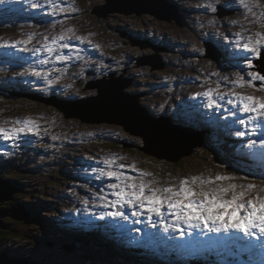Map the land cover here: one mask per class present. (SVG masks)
Masks as SVG:
<instances>
[{
	"label": "rangeland",
	"instance_id": "1",
	"mask_svg": "<svg viewBox=\"0 0 264 264\" xmlns=\"http://www.w3.org/2000/svg\"><path fill=\"white\" fill-rule=\"evenodd\" d=\"M120 2L123 11H111L106 16H100L98 12L104 13L111 8L105 7L107 0H62L60 6L66 11L54 10L43 0L37 8L31 7L29 0L0 2V125L20 127L14 122L32 120L37 126L14 139L5 140L0 136V176L12 182L19 181L22 186L13 193L14 200H0V208L7 205L0 209L3 226L0 227V249L11 258L29 260L28 264H57V261L64 264H241L242 258L246 259L242 253L252 248L240 233L231 234L239 239L216 234L213 241L212 237L204 236L206 230L192 229L189 233L187 227L181 225L187 239L178 240L177 245L174 236L169 239V246L164 242L167 241L165 234L173 236L170 234L173 230L165 232L160 219L155 222L154 214L150 223L146 209L144 214L133 216V211H140L138 206L136 209L124 206L121 210L127 219L118 216L109 219L107 215L101 219V215L93 211L97 207L107 212L117 210L111 206L103 207V201L99 199L100 195L109 201L115 199L108 185L116 181L101 176L96 171L98 168L82 159L99 161L104 168L105 158L122 157L116 160L117 165H135L136 168L133 171L126 167L123 171L132 176H138L140 172L151 173L143 179L146 182L154 180L153 187L178 188L182 179L193 176L204 179H214L217 175L234 177L216 181L205 190L229 184H254L256 188L249 191L244 201L264 197V149L259 146L248 148L252 139L258 142L264 139V117L250 122L247 128L239 124V120L248 121L254 114L240 113L233 95L264 99V80L256 78L257 74L264 76V0H246L247 7L240 0H166L165 4L161 3L168 10H161V17L153 11L155 4L150 0ZM213 7L215 11H212ZM131 9L141 15L124 12ZM256 33L262 36L257 37ZM61 34L68 38L56 45L54 54H49L44 45ZM249 36L254 41L262 40L256 45L259 55L245 54L240 51L242 47L237 46L238 42H246ZM29 37H32L30 42L17 43L28 41ZM64 43L69 47L61 48ZM60 53L69 59L56 60L55 56ZM186 63H195L197 67L184 65ZM32 70L40 71L42 75L37 77ZM239 77H243L239 81L243 86L237 84ZM117 79L123 92L139 105L135 107V113L140 119L143 122L158 121L161 126L180 130L187 141L185 153L189 152V155L183 156L181 149L176 148L170 156L172 159L157 157L143 149L146 145L143 136L128 131L122 123L87 122L70 113L92 105L101 86ZM203 87L207 92L213 90L212 99L216 100L215 105L221 106L215 113V108L208 106L209 97L205 96L207 102L203 109L208 107L209 111L206 123H201L198 116L194 118L198 115L197 109L201 108L197 100H192L196 108L181 102L187 94H203ZM216 95L224 98L216 99ZM190 96L199 97L197 94ZM54 99H58V103ZM228 100L234 102L232 106ZM178 108L188 111L187 115L179 113ZM225 108L227 113H224ZM175 110L182 116L172 112ZM219 111L221 115L217 114ZM228 116V123L215 125L218 119V123L228 120ZM248 127H251L249 132ZM238 130L246 131V135L250 133L247 139L236 136L234 133ZM260 159V164L255 162ZM64 169L75 177H68ZM97 179H106V182L102 185L96 182ZM194 187L199 191L198 185ZM242 190L236 189L237 192ZM64 192L70 193V200H66ZM225 199H231V194ZM31 203L38 207L40 203L44 204L45 212L41 214L45 218H35L34 210L28 207ZM7 208L11 210L3 215ZM11 213L21 218L11 217ZM64 214H68L66 220L79 232L66 230L62 221ZM70 217L74 221H69ZM97 221L102 222L99 231L103 236L98 235L93 241L103 250L105 260L94 257V252L87 246L92 241L77 245L71 240L88 237L92 228L98 227ZM115 221L124 229H140L124 241L119 238L120 231L110 226L115 225ZM165 222L173 223L170 217ZM158 225H162L163 231ZM5 231L7 234L3 233ZM161 238H164L161 246L154 243ZM228 240H234L235 245ZM255 242L253 237L251 244L256 248ZM203 247L207 251L205 254ZM221 247L224 254L220 253ZM191 250L195 251V257L190 258ZM182 252L189 254V259L183 257ZM257 253L254 252L256 260L248 258L251 261L243 260L242 264H264L257 262L259 259L264 261V256L260 258ZM107 258H114L118 263Z\"/></svg>",
	"mask_w": 264,
	"mask_h": 264
},
{
	"label": "snow or ice",
	"instance_id": "2",
	"mask_svg": "<svg viewBox=\"0 0 264 264\" xmlns=\"http://www.w3.org/2000/svg\"><path fill=\"white\" fill-rule=\"evenodd\" d=\"M2 2V0H0ZM31 7H40V0H29ZM44 4L52 7L54 10L66 11L61 7L62 0H43ZM241 4H246V0H240ZM251 10V9H249ZM215 11V8H212ZM69 31H72L71 29ZM257 37H261V33H256ZM68 37L66 34H61L58 37H54L51 43H46L44 49L49 54L56 52V45L60 41H65ZM32 37H29L28 41H21L17 43H28ZM45 41L48 37H44ZM83 40V37H78ZM262 43L261 39L255 41L251 36L247 38V41L240 44L238 47H242L247 52L256 53V45ZM15 46V45H12ZM61 48H68L67 43L61 44ZM39 52L41 49H35ZM247 57H245L246 59ZM56 60H67L68 56L60 53L55 56ZM47 61H44L46 63ZM249 63H251L249 61ZM32 74L40 77L42 73L40 71L32 70ZM256 78L264 80V76L256 75ZM243 77H239L237 84ZM51 81H49L50 83ZM200 95V93H197ZM203 95L209 97V107L216 104V100L212 99L213 90L209 89L208 92ZM236 96V105L240 111L244 113L254 114L249 116V120H239L238 123L244 125L247 128L250 122L255 123L258 118L264 117V99H257L253 96H244L241 94L233 93ZM223 99V96L219 97ZM229 104H233L232 100H228ZM235 115V113H233ZM15 124H20V127L7 128L4 125H0V136L5 140H10L18 137L20 133L27 131H33L37 127L32 120L15 121ZM255 132V128H253ZM236 136L244 137L246 131H236ZM259 146L264 149V139L259 142L252 139L248 148L253 149ZM117 159H123L122 157H109L105 158L103 164L104 168H99L96 171L101 176H107L114 179L116 182L110 183L108 187L112 189V195L115 196L114 200L109 201L106 196L100 195L99 199L103 201V207L109 206L116 208V211L107 212L101 215V219L104 215L113 217H123L127 219L125 213L121 210L124 206H131L136 209L137 206L140 211H133V216H139L144 214L146 209L148 213V221L153 222L152 214H155L160 218V222L164 225V231L168 232L170 229L177 231L179 235H185V229L181 225H186L187 230L190 233L192 229L206 230L208 233H225L229 235V238L237 239L238 237L232 236V233H242L244 237L256 238V240L264 242V197L256 196L254 199L244 201V197L250 190L255 189L256 185H236L229 184L227 187L217 186L215 188H207L206 186L215 184L216 181L232 180L234 177L217 175L214 179H204L201 177L193 176L184 178L179 182V187L170 186L153 187L155 183L152 181H145L143 177L150 176L151 173L140 172L138 176H132L123 171L126 167L136 170L135 165L116 164ZM199 186V191L195 190L194 186ZM244 189L237 192V188ZM264 190V189H262ZM231 194V199H225L227 194ZM99 195V194H98ZM202 197V198H201ZM84 203L87 205L88 200L85 199ZM167 208V214L163 211ZM168 215L174 217L173 223L169 224L165 221ZM155 226V225H153ZM264 247V243H262Z\"/></svg>",
	"mask_w": 264,
	"mask_h": 264
},
{
	"label": "water",
	"instance_id": "3",
	"mask_svg": "<svg viewBox=\"0 0 264 264\" xmlns=\"http://www.w3.org/2000/svg\"><path fill=\"white\" fill-rule=\"evenodd\" d=\"M121 0H107V4L105 7L109 9L108 11L102 13L98 12V15H107L111 11L122 12L123 10L119 7ZM140 1V0H138ZM154 2V10L155 14L159 17L161 15L159 12L162 10H168L166 6L161 2H166V0H150ZM131 2V0H129ZM115 3L117 6H115ZM145 3V2H144ZM142 3V5H145ZM149 8V7H148ZM125 13L136 12L141 15L137 10H129L124 11ZM142 12V11H141ZM172 18V16L170 17ZM102 89L100 94L97 95L93 102V104L85 105L81 111L70 113L73 116L80 117L83 120H87V122H117L122 123L125 128L135 134H140L144 137L146 145L144 146V150L152 155H156L160 158L172 159L170 156L172 152L175 151L176 148L181 149L184 155H189V152L185 153L187 149V141L182 136V132L180 130H176L172 127L161 126V124L155 121H147L143 122L140 119V115L135 113V107L139 106L134 103V98L130 95L123 92V86L119 79L115 82H108L105 85L101 86ZM106 87V88H105ZM92 99H88V101ZM68 110V109H67ZM67 114L70 116L69 112ZM140 114V112H139ZM187 138V134H184ZM189 139V138H188ZM194 147V146H193ZM192 147V149H193ZM18 190V187L15 185L12 180L3 178L0 176V200L1 201H10L12 199V195ZM8 198V199H7ZM6 199V200H5ZM18 208H14V211H17ZM4 209V208H0ZM11 208H7L2 213L6 215L9 213ZM1 212V211H0ZM11 217L20 219L17 214H12ZM2 223H0V227ZM6 251L0 249V264H28L29 260L26 259H17L11 258L5 254Z\"/></svg>",
	"mask_w": 264,
	"mask_h": 264
},
{
	"label": "bare ground",
	"instance_id": "4",
	"mask_svg": "<svg viewBox=\"0 0 264 264\" xmlns=\"http://www.w3.org/2000/svg\"><path fill=\"white\" fill-rule=\"evenodd\" d=\"M19 3V2H18ZM25 3V2H24ZM222 4H224V3H222ZM11 6V5H10ZM21 6V5H20ZM22 6H24V5H22ZM45 6V5H44ZM4 7V6H3ZM6 8V7H5ZM235 9H238V7L236 6L235 7ZM13 12V11H12ZM20 14V13H19ZM18 16V15H17ZM192 17V16H191ZM186 21V20H185ZM189 21H190V19H189ZM195 21V18H193V21L192 22H194ZM191 22V23H192ZM188 26H189V28H190V24H188ZM218 39V38H217ZM219 40V39H218ZM221 40V39H220ZM223 41V40H222ZM232 44H234L235 42L233 41V40H231L230 41ZM227 46V45H226ZM231 46V45H230ZM238 49V48H237ZM221 50V49H220ZM240 51H242L243 53H245V54H250V52H247L246 50H243V48L240 50ZM167 53V52H166ZM221 53H222V50H221ZM235 53H240L239 51H235ZM198 59V58H197ZM200 62H201V60H200ZM233 63V62H232ZM240 63V62H239ZM237 64V63H236ZM168 65V64H167ZM184 65H194V67H197V66H195L196 64L195 63H192V64H184ZM201 65V64H200ZM205 67V66H204ZM203 67V68H204ZM205 70H206V68H205ZM197 77V76H196ZM204 79V81L203 82H205L206 81V79L205 78H203ZM197 80V79H196ZM202 80V79H201ZM197 82L198 83H200V84H202L201 83V81H198L197 80ZM66 86V85H65ZM66 88V87H65ZM68 88H69V86H68ZM207 92V89L205 88V87H203V89H202V92L201 93H206ZM188 93H190V92H188ZM196 94H197V92H195ZM187 94V95H185V100H182L181 99V102L183 103V101L184 102H186V103H189L190 105H192L194 108H196L197 106H196V104H194V103H192V100L193 99H195V100H197V102L199 103L198 105L201 107V108H199V109H197L198 111L196 112V113H198V115L196 114V117H194L195 119L197 118V116H198V119L201 121V123H206V122H208L207 120V115H206V113L207 112H209L208 111V107H207V110H204L203 108V104H204V102L206 103L207 102V100H205L206 99V97H205V95H203V94H200L199 95V97L197 98V97H194V96H190V95H196V94ZM215 97H217L216 99H218V97H220V95H216ZM230 97H232V96H230ZM235 97V96H234ZM176 98V97H175ZM199 98H201L203 101H200L199 102ZM179 101V100H178ZM223 103H225V102H227V101H225V100H221ZM196 102V101H195ZM196 102V103H197ZM158 106V105H157ZM207 106V105H206ZM229 106H232V104L231 105H229ZM149 107V106H148ZM170 107V106H169ZM179 107V106H178ZM181 107V106H180ZM213 107L215 108V113L218 111L217 109H219L221 106H218V105H213ZM187 108V107H186ZM190 109V108H189ZM178 110H179V113H183L184 115H187L186 113L188 112H186L185 111V109H180V108H178ZM191 110V109H190ZM193 110V109H192ZM217 110V111H216ZM158 111V110H157ZM227 108H225L224 109V113H227ZM173 113H175L176 115L177 114H179L176 110L175 111H172ZM240 113H243L242 111H240ZM217 114H220L221 115V112L219 111ZM246 114V113H245ZM214 115V114H213ZM179 116H182V115H180L179 114ZM178 116V117H179ZM177 117V116H176ZM229 117L230 116H228V120L227 119H224L223 121H222V123H218V120H217V124H215V125H224V124H226V123H228V121H230L229 120ZM193 118V119H194ZM211 118V117H210ZM214 118V117H213ZM238 121V120H237ZM211 122V121H210ZM214 128V127H213ZM230 129V128H229ZM232 130V129H231ZM248 132L251 130V127H248ZM259 130V129H258ZM217 131V130H216ZM221 131H222V129H221ZM232 131H234V130H232ZM235 132V131H234ZM217 134H219V133H217ZM235 134V133H234ZM250 134V133H249ZM249 134L248 135H245L242 139H247V137L249 136ZM263 134H264V130H263ZM220 135V134H219ZM232 137V136H231ZM250 138V137H249ZM249 140V139H248ZM238 143V142H237ZM251 154V153H250ZM119 156H121V155H119ZM252 156V155H251ZM84 158V157H83ZM247 158H250L249 156H247ZM82 160H84V161H87L86 163H89L92 167H96V168H101V164L99 163V161L98 162H96V161H93V160H85V159H82ZM70 173V172H69ZM96 182H100V183H102V185H104V183L106 182V179H97L96 180ZM63 195H65V198H66V200L67 199H71V195H70V193L69 192H64V194ZM15 198H13L12 200H14ZM60 200H58V203H60L59 202ZM62 201V200H61ZM53 204V203H52ZM82 203H78V205H81ZM54 205V204H53ZM98 206V205H97ZM50 208H51V206H50ZM58 208H59V206H58ZM98 208V207H97ZM95 209V210H93L94 211V213L95 214H97V215H103L104 213H107V210L106 209H104V208H101V209ZM51 209H53V208H51ZM60 209V208H59ZM164 212L167 214V208H165V210H164ZM81 213V212H80ZM93 214V213H92ZM82 215H84V214H82ZM94 215V214H93ZM97 215H94L95 217L97 216ZM56 217V216H55ZM103 217H106V216H103ZM109 219H113L112 217H110V216H107ZM170 217V222L171 221H174V217H173V219L171 218L172 216L171 215H168V218ZM167 218V219H168ZM51 219V218H50ZM71 219V217L69 218V221H74V219H72V220H70ZM154 219H155V222L157 223V221L160 219L159 217H157L155 214H154ZM56 220V219H55ZM99 220V219H98ZM60 221V220H59ZM55 223V222H54ZM108 223V222H107ZM115 223V225H113V224H111L110 226H113V228L115 229H117V230H119L120 231V236L121 237H119V238H123V240L125 241V240H127V236L128 235H132V236H134L135 235V230L136 229H140V228H131V229H124V227L122 226V224L120 223V222H118V221H115L114 222ZM84 224L86 225L87 223L86 222H84ZM97 224H100V221H97ZM161 226V227H160ZM186 226V225H185ZM158 227H160L159 229H161L162 228V225H158ZM187 227V226H186ZM164 229V228H163ZM163 229H161L162 231H163ZM160 230V231H161ZM81 231V230H80ZM161 231V232H162ZM79 232V231H78ZM92 234V233H91ZM170 234H172V235H174V236H176L177 237V245H178V240H181L182 239V241H185L187 238L186 237H184V236H181V235H179L178 234V232H176V231H171V233ZM203 234H204V236L205 237H212L213 238V241H214V239H215V237H216V234H218V235H221V234H225V233H208L207 231H205V233L203 232ZM165 239L167 240V241H165L164 240V238H161V239H159V241L158 240H156L157 242H154V243H156V244H160V246H161V244H162V240H164V242L166 243V244H168L169 246L171 245V243L169 242V237H168V235L167 234H165ZM239 239V238H238ZM253 240V238H248V237H245V241L247 242V244L248 245H250L251 246V248L252 249H249V250H247V252H245V253H242V255L244 256V257H246V259H248V258H251V259H255V254H254V252H258L257 254L259 255V257L260 258H262L264 255V247H262V244H258L257 242H255V245L258 247H254V245L253 244H251V241ZM238 241H241V239L240 240H238ZM123 242V241H122ZM228 242L230 243V244H232V245H235V241L234 240H228ZM127 243V242H126ZM159 246V247H160ZM214 248H215V245H214V243H213V245H212ZM159 247H157V248H159ZM205 247V246H204ZM178 248V247H177ZM130 249V248H129ZM154 249V248H153ZM145 250V249H144ZM243 250V249H242ZM147 251V250H146ZM168 251H170L171 252V248H169L168 249ZM254 251V252H253ZM128 252V251H127ZM167 254V253H166ZM162 255H164V254H162ZM187 255H189V254H185L184 252H182V256L183 257H186L187 259H189V257L187 256ZM157 256H159V255H157ZM168 256V255H167ZM131 257V256H130ZM154 257H156V256H154ZM171 257V256H170ZM162 258V257H161ZM172 258V257H171ZM176 258V257H175ZM165 259V258H164ZM134 261V260H133ZM189 263V262H188Z\"/></svg>",
	"mask_w": 264,
	"mask_h": 264
},
{
	"label": "trees",
	"instance_id": "5",
	"mask_svg": "<svg viewBox=\"0 0 264 264\" xmlns=\"http://www.w3.org/2000/svg\"><path fill=\"white\" fill-rule=\"evenodd\" d=\"M54 174V176H56V174L55 173H53ZM70 175V176H69ZM68 177H75L74 175H71V174H68ZM5 178V177H4ZM84 179H87V178H84ZM89 179V178H88ZM10 180V179H9ZM15 182V185H17L18 186V188H21L22 186H21V182H19V181H14ZM86 183V182H85ZM32 185V184H31ZM11 203H12V201H11ZM10 205H12V204H10ZM10 205H8V206H10ZM75 205H77V204H75ZM7 207V205H3V207L2 208H4V207ZM28 207L29 208H32L33 210H34V212H35V214H34V216H35V218H37V217H39V218H45V217H43L42 216V212H45V210H44V204L42 203H40V205H39V207H38V205H36L35 203H31V205L30 204H28ZM26 208H27V206H26ZM38 208V209H37ZM47 214V213H46ZM37 216V217H36ZM47 216V215H46ZM103 223H105V222H103ZM101 224H102V222H100V224H97L98 225V227H95V228H92V231L90 232V234H89V236L88 237H85V239H83V238H76V239H74V238H72L71 240L73 241V243H75V244H77V245H85L86 243H90V242H88V241H92L91 242V244H88L87 246L94 252V257H96V258H98V259H102V260H105L104 258H105V254H104V252H103V250L102 249H100L99 248V245H98V243L97 242H94L96 239H97V236L98 235H101V236H103V233H101V231H99L100 230V227H101ZM16 230V229H15ZM12 231V230H11ZM4 234H7V231H5V232H3ZM9 233H10V231H9ZM92 233V234H91ZM94 240V241H93ZM2 245V241L0 242V246ZM3 245H4V243H3ZM94 246V247H93ZM63 252H65V251H63ZM66 253V252H65ZM85 254V253H84ZM57 259V258H56ZM59 259H60V257H59ZM107 259H109L111 262H117L118 263V260H116V259H114V258H107ZM49 260V259H48ZM54 259H52L51 261H53ZM71 261L72 262H75L76 260L75 259H71ZM52 264H53V262H51ZM57 264H64V263H62V262H60V261H57L56 262Z\"/></svg>",
	"mask_w": 264,
	"mask_h": 264
},
{
	"label": "clouds",
	"instance_id": "6",
	"mask_svg": "<svg viewBox=\"0 0 264 264\" xmlns=\"http://www.w3.org/2000/svg\"><path fill=\"white\" fill-rule=\"evenodd\" d=\"M53 97H55V96H53ZM57 98L59 99L60 97H57ZM58 99H57V100L54 99V100L56 101V103H58ZM62 99H63L64 101H66L65 98H62ZM60 103H63V102L60 101Z\"/></svg>",
	"mask_w": 264,
	"mask_h": 264
}]
</instances>
